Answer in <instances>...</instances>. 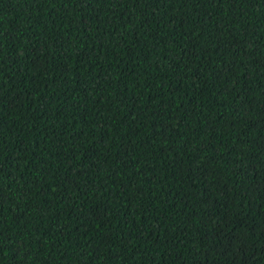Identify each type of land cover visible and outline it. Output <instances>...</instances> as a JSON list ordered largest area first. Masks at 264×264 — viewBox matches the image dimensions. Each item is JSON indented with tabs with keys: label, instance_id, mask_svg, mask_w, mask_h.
<instances>
[{
	"label": "trees",
	"instance_id": "16d2710c",
	"mask_svg": "<svg viewBox=\"0 0 264 264\" xmlns=\"http://www.w3.org/2000/svg\"><path fill=\"white\" fill-rule=\"evenodd\" d=\"M0 264H264V0H0Z\"/></svg>",
	"mask_w": 264,
	"mask_h": 264
}]
</instances>
